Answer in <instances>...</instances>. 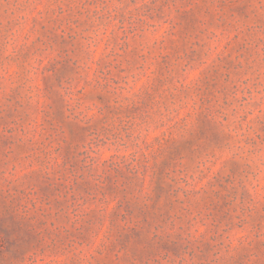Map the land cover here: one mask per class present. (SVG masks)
Wrapping results in <instances>:
<instances>
[{
    "label": "rangeland",
    "instance_id": "1",
    "mask_svg": "<svg viewBox=\"0 0 264 264\" xmlns=\"http://www.w3.org/2000/svg\"><path fill=\"white\" fill-rule=\"evenodd\" d=\"M0 264H264V0H0Z\"/></svg>",
    "mask_w": 264,
    "mask_h": 264
}]
</instances>
